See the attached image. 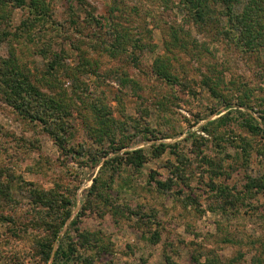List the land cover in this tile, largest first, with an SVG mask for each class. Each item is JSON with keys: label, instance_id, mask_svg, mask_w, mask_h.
Returning a JSON list of instances; mask_svg holds the SVG:
<instances>
[{"label": "rangeland", "instance_id": "rangeland-1", "mask_svg": "<svg viewBox=\"0 0 264 264\" xmlns=\"http://www.w3.org/2000/svg\"><path fill=\"white\" fill-rule=\"evenodd\" d=\"M208 1L209 24L180 0L3 1L0 78L14 71L33 91L0 85V264H46L33 223L66 207L52 254L66 232L91 238L70 264H264V186L251 187L264 178V132L243 124L249 113L264 121V0ZM53 59L58 82L46 76ZM16 101L63 105L61 144ZM109 142L117 152L104 156ZM138 149L135 166L125 151ZM213 185L234 206L220 208Z\"/></svg>", "mask_w": 264, "mask_h": 264}, {"label": "trees", "instance_id": "trees-1", "mask_svg": "<svg viewBox=\"0 0 264 264\" xmlns=\"http://www.w3.org/2000/svg\"><path fill=\"white\" fill-rule=\"evenodd\" d=\"M3 1H8V2L14 1L16 3V5H28L26 3V0H0V9H2V6L5 5V3ZM180 1L184 7V10H186V12L192 17L194 22H196V24H206V22H208V24H209L210 23L209 21H211V20L212 21L214 20L217 22V19H215V17L211 16V14L213 12H212V10H210V4H209L208 0H180ZM224 1H227V0H224ZM40 2H41V4H40ZM42 2H43V0H41V1L30 0L31 6H34L35 8L42 6ZM35 12L36 11L33 10V13H35ZM40 16H42V15H40ZM237 18L238 19H236V21L238 23H240L241 26H243V24H244L243 20L244 19L239 17V16ZM246 19H247V17H245V20ZM73 23H75L74 20H73ZM247 32L248 33L251 32L250 27L247 28ZM59 62L60 61H56L54 59L51 61L50 66L47 69V74H46L47 77H53V78L58 77V72L60 70V67L56 66V65H58ZM1 64L4 65V67H3L4 70L9 69L8 66L5 68V65L9 64V62L7 60L6 61L1 60L0 65ZM11 73H12V75H10ZM10 74L7 77H5V76L8 74H4L3 76L5 78H3V76L1 75L2 77L0 78V85L3 86V88H5V92H7L8 90L11 91V94H13V95H10V96H12V97L13 96H21V93H19L20 91H18V90H23L25 87L27 88V85L30 86L31 83L27 77H23L22 79H20V81L15 79L13 76H15L16 72H14V71H10ZM55 78L53 80L58 82ZM18 82L20 83V85ZM27 89H28L27 91H29L31 93L32 89L31 90L29 88H27ZM84 89H85V87L82 88V92L80 93L79 96L84 95V93H83ZM36 96H37V94L35 95V97ZM12 105L18 111H20L21 114L27 115V116L31 117V119H34V120L38 119V120L42 121L44 123V127L46 128V130L52 136H54V138L57 140V142L59 144H61L62 140H64L63 139L64 135H61V133L59 132V129L57 128V125L61 121L62 113L66 111V109L63 107V105H59V107H54V109H52L51 111H48V112H45L44 110L41 111L39 108H35V110H33V109H29V110L24 109L23 110L21 107V103L18 101L13 102ZM36 105H39L37 100H36ZM92 106L95 108L97 113L101 111L100 103H98V104L93 103ZM228 106H231V105L228 104ZM226 117L227 116L222 115L219 118H220V120H222V122H226L224 120V118H226ZM248 119H250V120H248ZM244 120L245 121L243 124H244V126L247 127V129L250 130V132L255 133V134H258L259 132H264V121H259L252 113H249L248 118L244 119ZM255 120H256V122H255ZM263 120H264V116H263ZM210 124L212 125V122ZM109 127H110V122H109ZM203 128L206 130H209L208 126H204ZM62 130H63V127H62ZM106 135H108V133L106 134V133L100 132V134H99V136L100 137L102 136L103 138H104V136L106 137ZM111 142L115 146V142L113 139L111 140ZM109 144L111 145L112 151L111 150L110 151L104 150V152H103L104 156H107L110 152H115L114 150H116V148H117V147H114L110 142H109ZM120 146L124 147V145H120ZM166 146L167 145L161 143V147H160L161 150H164ZM156 151H158V153L160 152L159 149H156ZM116 152H117V150H116ZM125 152H126L125 153L126 155H130L127 162H130L131 164H133L135 166L141 165L143 159H145V156L140 154L142 152L140 149L134 150V151H125ZM118 155L119 154H117L116 156H118ZM116 158L117 157L107 158L104 161L103 166L108 161H114ZM204 161H205V163H207L208 165L211 166V168H212L211 173L216 174L217 170L220 167H219V165H217L215 163V160L212 157L208 158L207 155H205ZM174 168H176V167H174ZM179 170H180V168H177V172H179ZM180 174H179V176L183 177L182 173H180ZM251 181H252L251 182L252 188H253V186L259 187V188L264 186V178L263 179H257V180L252 179ZM172 182L173 181L171 179L167 182L158 181L157 182V188H159V189L170 188L172 186ZM216 187H217V185L212 186V188H216ZM228 189L229 188H227V187H223L221 189L219 187L216 188L217 196L222 199L220 201V203L217 204L220 208H226L228 205L234 206V204H235L234 197L232 195L233 193L228 192L229 191ZM38 198H40V197H38ZM41 200H42V198H40V201ZM67 202L69 204H71L72 201L70 199H68ZM71 214H72V207L71 208L66 207V209H63L62 213L57 215L58 219L55 223H50L48 220H45V219H44V221H41V222L40 221H34L35 223H33V224H35L37 230L43 231L45 233V234H43V237H42L43 240H40L41 238L38 237L39 239H38V241L35 240V243L37 242V246H36L37 251L43 254L44 258H42V259H44L46 264L50 260L51 256L53 257L51 264H70V262L74 258L73 253L76 251L77 246L81 245L84 247L86 245V243H88L89 240L91 239L88 235H86L85 232L81 231L76 235L77 239L74 240L71 237L70 232H66L63 238L68 240L67 244L64 245L62 242L57 243V245L54 249V252L52 254V249H53V246L55 243L54 241L55 240L57 241L60 231L63 229L65 222L69 219ZM153 234H154L153 238L158 240L159 239L158 232H154ZM94 242H96V243H94ZM99 243L100 242L98 239H93L91 247L95 251H97L98 253H101L103 249ZM89 262H92V260H89ZM254 264H260V263L255 262Z\"/></svg>", "mask_w": 264, "mask_h": 264}]
</instances>
